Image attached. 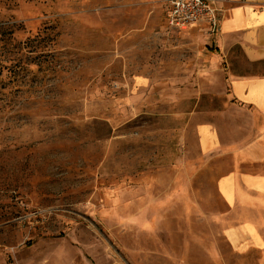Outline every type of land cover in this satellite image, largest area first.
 Returning a JSON list of instances; mask_svg holds the SVG:
<instances>
[{"label": "rangeland", "instance_id": "374dc122", "mask_svg": "<svg viewBox=\"0 0 264 264\" xmlns=\"http://www.w3.org/2000/svg\"><path fill=\"white\" fill-rule=\"evenodd\" d=\"M192 29L213 49L165 0H0V264H264V232L228 234L252 218L258 115L158 62ZM223 112L251 132L225 136Z\"/></svg>", "mask_w": 264, "mask_h": 264}, {"label": "crops", "instance_id": "0c3cea01", "mask_svg": "<svg viewBox=\"0 0 264 264\" xmlns=\"http://www.w3.org/2000/svg\"><path fill=\"white\" fill-rule=\"evenodd\" d=\"M219 7L223 15L221 28L218 33L209 36L208 39L210 44H213V49L209 44L200 46L207 37L200 34L199 30L192 29L188 36L195 37L198 47L190 48L188 51L177 49V47L172 50L159 49L158 55L163 58L158 62L159 65L173 66L178 71L174 76V84L180 86L190 85L204 91L207 89L212 91L214 86L225 90V87L229 85L232 98V102L229 101V109L236 111L240 108L238 110L245 111L251 108L254 114L258 115L251 126L256 139L253 144L247 145V148H253L258 155L256 158L259 160L256 161L260 168L259 174L251 178L252 180L246 179V176L245 179L236 182V189L241 193L238 198L256 201L251 209L246 207L244 210V216H252V218L238 227L229 228L228 232L230 241L238 249L244 250L250 245L248 243L251 228L254 230L252 233L254 237L264 232V1L222 0ZM179 38L184 37L179 36ZM182 82L189 83L183 85ZM221 118L220 125L226 133L225 136H240L243 133L247 135L251 132L249 124L241 127L243 121L236 122L231 113L223 112ZM226 149H229V145L223 144L221 150ZM204 151L207 149L204 148ZM205 165L195 164L198 167ZM210 184L212 183H206L205 191L211 193L210 189L213 187H210ZM226 189L227 185L224 184L217 190L219 193H226L228 191ZM204 197L212 198L213 196L205 195ZM221 198L230 199L231 197L225 194L221 195ZM258 201L260 203H257ZM260 239L264 243V236H260Z\"/></svg>", "mask_w": 264, "mask_h": 264}, {"label": "built area", "instance_id": "2783aa9c", "mask_svg": "<svg viewBox=\"0 0 264 264\" xmlns=\"http://www.w3.org/2000/svg\"><path fill=\"white\" fill-rule=\"evenodd\" d=\"M222 0H165V20L171 30L186 31L195 25H205L209 33L219 32L223 15Z\"/></svg>", "mask_w": 264, "mask_h": 264}]
</instances>
